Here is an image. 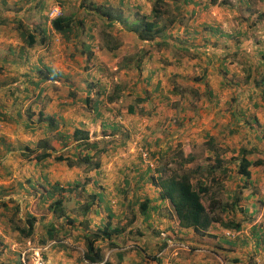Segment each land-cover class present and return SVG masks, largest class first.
I'll use <instances>...</instances> for the list:
<instances>
[{
  "label": "crops",
  "instance_id": "obj_1",
  "mask_svg": "<svg viewBox=\"0 0 264 264\" xmlns=\"http://www.w3.org/2000/svg\"><path fill=\"white\" fill-rule=\"evenodd\" d=\"M5 1L6 0H3L4 4H6ZM8 1L10 2L11 0ZM12 1L16 5L19 3L20 5L22 4V0ZM147 1L148 0H29L28 6H32V12L36 13H33L34 15L31 16L30 24L35 27V30L42 40L41 42L46 45H43L44 48L34 47L30 49L29 53L28 51L22 52L21 50H13L14 54H10V56L18 55L20 61H23L24 56L31 57V60L35 57L31 62V66H29V69L33 71L32 74L36 72L40 73V71L43 75H48L51 71L57 74L58 78L55 77L53 80L41 79L39 77L40 81L38 84L34 82L30 83V81L26 82L29 84V88L36 90L35 98L41 97L44 102L52 96L45 97L46 91L42 92L41 88H44V86L48 87L49 83L56 82L66 85L63 76L69 78L75 71L81 73V77L75 84L81 85L80 88H83L84 94L82 97L78 96V100L72 104L73 106H71V109H69L70 106H67L63 115H65L66 119L70 122L77 120L79 123H75L76 126H74V128L78 127L87 131L90 138H99L105 133L110 134L111 130H106L107 127L122 126V123H126V120L123 122L124 117L128 119L130 118L129 115H137L135 116V118H137L139 114H142L148 118L149 123H154L156 128L162 130V135L166 137V139H162L164 142L172 135L175 134L174 136H176L174 137V143H170L169 145L171 146H167V149L157 148L158 152L155 156L159 159L162 153H165L164 156L167 155V159H170V156H173L177 151L192 157L193 153L191 152V146L195 141L199 142L200 140H204V142H206L209 138H214L216 140L218 136L225 135L229 130H232L230 133L231 135H226V137L232 136L231 143L240 140L242 132L236 131L237 133H234L232 125L241 124L238 120L246 117L247 111L243 109L244 113L242 110V112L239 113L234 111L232 115L228 114V107L232 104L229 102L228 96L234 94V92L228 95V91H225L224 88H227V84H231V87H233L235 91H239V89L245 87L255 89L251 85V82H247L245 78V66L240 65L239 61V63H236L237 57L234 59L232 55L241 56L253 67L255 63L253 61L250 62V59H253V55L256 58L257 49L253 46L256 42L253 43L252 50H245L244 47L242 49L238 46H233V44L229 48L223 45L219 50H214L212 48L208 50L206 47L193 43L195 40H198L197 43H200L201 39L202 44L204 42L213 41L212 37L207 34L199 36L200 38L197 37L199 35L195 33L197 28L204 29L201 27V24L204 22L208 23L206 19L197 18L194 25L200 27L184 28V26L180 24L181 22L174 24L173 26H176L175 31L169 32L167 30L161 37L152 41L156 42L155 46L159 47L161 45L162 48L148 51L140 50L141 53L139 57H137L132 64L128 65L126 57L130 58L129 56H125L124 59L120 58L121 55L123 56L125 53V50L123 51V46L127 41L123 43L116 37L119 42L118 48L108 50L104 47V39H102L101 35L93 31L94 26H89L85 21L82 24L85 29L81 26L75 30V33L70 35V39L66 40L63 34L56 32L53 28L51 29L46 21L47 8L54 3L62 5L64 14V9L69 8L71 5L77 8L81 6L83 9H88L92 3L100 4L104 7H108L104 4L113 6L112 3H115V7L117 6L116 4H119L121 8L129 6L135 10H139L145 7ZM69 3H71V5ZM205 5V2L200 4L202 7ZM190 7L197 8V10L192 9L191 14L193 15L199 10V6L196 7L191 5ZM20 11H23V8ZM25 11H27V8ZM146 13H148V11H146ZM14 14L15 13H13V15ZM0 16L11 15L9 10L7 11L5 9L0 10ZM5 21L6 20L0 22L1 36L4 35L3 27L5 26ZM38 24L40 25L36 27ZM90 27L92 28L90 29ZM124 34L136 35L130 30H125ZM235 34L238 38L239 35L237 32H235ZM176 41L179 43L176 44ZM189 41H192V43L189 44ZM248 41L247 39H243V42L240 44L245 43L248 45ZM78 42L81 43V45ZM143 42L148 43L146 40H143ZM240 44L237 43L236 45ZM144 45L145 47L147 46V44ZM171 46H173V48H171ZM247 52H249V54ZM4 56L7 55L4 54ZM23 71L25 72V70ZM111 71L114 75V80L118 83H120V80H123V82L125 80L126 86H123L121 83L123 87L115 86L117 83L113 81ZM34 79L37 80V78ZM20 82L21 77L19 84ZM27 84H23V87L27 88ZM174 84L195 88L200 96L194 94L190 97L187 94L181 96L178 93H170ZM139 88H144V91L140 92ZM222 89V93L219 94L218 92ZM97 90H101L105 94V96H102V102L98 105L102 115L100 118H96L90 113V110H86L84 108L86 105L82 102V99L88 92L93 96ZM52 93L53 92H51L50 95H52ZM108 95L114 97L118 96V98L113 101H108ZM127 96L142 98L140 106L142 107L143 113H129V107L133 106V101L129 102L126 107L122 104ZM174 100H181V103L174 104ZM60 101L63 102L66 100L63 98L59 100L52 99V102L56 104ZM67 101L72 103L73 99L68 97ZM198 102V107L200 109L198 113H195V109L192 107L193 104ZM104 106H108V108H102ZM212 108L214 110H212ZM181 110L184 111L186 115H183L180 118V123L175 125L176 120L179 119ZM55 114L59 115L58 113ZM256 114L258 121L264 123L260 114L258 112ZM224 116H227V120ZM103 117H105L106 120L110 118V121H104ZM142 120L144 121L146 119ZM229 120L230 122H228ZM181 123H185V125L183 126ZM185 127H188L185 134L180 135L181 133L177 131L179 128ZM262 128H264L263 124ZM112 131L115 133L114 130ZM213 131L216 132L214 133ZM233 138L236 140L233 141ZM242 139L240 140L239 147L245 146L244 142L250 143L248 145H253L249 139ZM222 141H224V144L228 142L227 139ZM186 143L187 146H189L187 148ZM205 144L207 147H210V144ZM121 148L122 147H116L114 149L115 151L112 150L108 154H104L101 157L100 168L94 172L87 173V175L93 176L90 183L91 191L89 193L94 195L95 201L91 208L92 213L96 216L95 219H98L97 223H95L94 220L95 224L93 228L96 229L104 224L110 214L112 216V223L115 224L119 219L126 222L124 225H121V223L119 225L124 229L120 234L122 236L126 234L131 235L134 231L133 225L137 226V236L140 237V242L138 241L135 246L131 245L129 248H112V251L109 250L106 252L105 259L115 264L117 261L116 252L121 251L124 253V258L119 264H225L228 261L230 264H255V262L261 264L262 260H264V256L262 258L261 255V249L264 248L262 236L264 229H262L259 224H249L246 226L242 224L240 226L242 227V233L233 239L222 236L223 233L228 234V232L231 231L226 230V228L222 227L218 222H213L209 226L207 232L202 234L197 233L191 227L181 226L178 223V219L170 202L161 196L160 188L152 183L151 178V181H148L147 174L150 173L149 170L151 169L144 167L141 163L138 164L139 161L135 156H131L130 160L127 158L119 161L118 155L127 156L129 153H124ZM150 149L152 150V148ZM154 151L155 150H152V153H154ZM171 151L174 152L168 156V153ZM252 168H254V170H259L257 166L250 167V169ZM169 171L170 170H166V172ZM125 172L131 173V177H125ZM120 175L122 176L120 177ZM246 180L249 186L252 185L256 189L257 187L255 185L260 186L263 184V182L260 181V177L254 176L253 173L251 177ZM243 181L245 182V179ZM129 183L131 185L129 188L130 192L126 191ZM216 183L222 184L223 182L217 181ZM227 195L233 196L234 193H227ZM242 200L244 201L242 205L244 206L245 204L243 208L245 211L249 210L251 212L249 215H252L257 212L256 201L262 204L264 194L261 192L258 194L257 191H253V193L248 194L247 197L242 196ZM124 221H122V223ZM248 228L249 231H247ZM77 230L82 233V241L80 244L71 250L65 248L63 244L56 245L61 247L60 250L62 251L60 254L64 256V258L62 257L60 259L62 260L61 264L86 263L83 258V249L85 246L83 233L86 231L84 229L81 230V227H77ZM114 237L116 236H113L111 239L113 242ZM171 241L181 243L183 246L180 247L179 244H172L170 247L169 242ZM157 243L158 249L154 251L156 252L155 258L148 260L146 254L149 252V249H154ZM177 245H179V247H177ZM76 249H80L82 255L79 256L78 254V257L72 260L74 256L73 252H77ZM220 253L227 257L228 261L222 260L219 256ZM47 255L48 257H52L53 252L50 251ZM251 257L254 258V261L248 259ZM55 258L58 257L56 256ZM55 263L57 262H54V264Z\"/></svg>",
  "mask_w": 264,
  "mask_h": 264
},
{
  "label": "rangeland",
  "instance_id": "obj_2",
  "mask_svg": "<svg viewBox=\"0 0 264 264\" xmlns=\"http://www.w3.org/2000/svg\"><path fill=\"white\" fill-rule=\"evenodd\" d=\"M28 1L29 0H22L21 5L20 3L16 5L12 0L10 2L6 0V5L3 3V0H0V10H9L11 15L7 17L2 16L6 21L5 26L3 27L4 35H0V202H7L11 206H13L14 201L18 202V215L21 218H24L26 214H33L36 216L37 221L33 237L29 239L24 238L20 241L16 238L17 234L12 233L5 224V217L0 215V264H14L17 259H19L23 264H54V262H57L55 264H61L62 260L60 259L62 257L64 258V256L60 254L62 251L60 250L61 247L56 245L63 244L65 248H69V250H71L82 241V233L78 232L77 227H81V230L84 229L85 231H89V229L95 230L93 227L94 224L97 223L98 219H95L96 216L92 213V208H90L86 214L84 213L86 217L81 213V207L84 206L85 201L89 199L86 193L91 191L90 183L93 176L89 174L87 175V172H84L81 169L70 168L65 163H52L50 161L43 164L36 163L34 160H27L25 154L26 147H34L35 142L44 137L49 139V143L54 146L56 151L68 152L64 149V144H67V146L72 144L73 141L71 140L70 135L74 126H76L79 122L77 120L70 122L63 114L65 113L66 107L70 106L69 109H71L75 100H78V96L82 97L84 93L83 88H80L81 85L75 84V82L81 77V73L78 71L73 72L72 76L69 78L63 76L65 78L66 85L64 83L61 84L56 82L49 83L48 87L44 86V88H41L42 92L46 91L45 97L52 96L50 99H47L46 102L42 101L43 98L41 97L35 98L36 90L28 87L29 84L26 82L30 81V83L34 82L35 84H38L40 81L39 73L36 72L32 74L33 71L29 69L31 62L35 59V57L31 60V57L29 58L24 56L23 61H20L18 55L10 56V54H14L13 50H21L22 52L28 51L29 53L30 49L34 47L44 48L43 45H46L39 41V34L35 30V27L30 24L31 16H33V13L35 12H32V6H28ZM174 1L177 3L181 2V0ZM204 2L209 3V0H191L183 5L181 7L182 16L180 24L183 25L184 28H197L200 26L194 25V22L197 18H202L206 19L208 21L207 24L211 27H218L223 34L213 33V30L211 29L197 28V31L195 32L199 34L197 37L207 34L212 37L213 41L204 42L202 44L201 39L200 43H197L198 40H195L193 43L206 47L208 50L211 48L219 50V48L221 49L223 45H226V47L229 48L232 44L233 46H238L242 49L244 47L245 50H252V45L256 42L253 45L257 49H255L257 51L256 58L253 55V59L251 58L250 62L253 61L255 65L264 64V0H218L216 5H209L208 8L200 6V4H203ZM175 3L169 0L170 5L168 7L170 8L172 15H176L178 10L174 7ZM69 4L71 5V3ZM104 5L109 6L106 4ZM112 5L115 7V3H112ZM116 5V7H118L117 10L121 11L123 15L122 17H128V21L131 22L138 19L137 11L142 14H148L146 11L149 12L152 2L151 0H148L145 7L139 10H135L129 6L121 8L119 4ZM191 5L196 7L199 6L198 12L194 15L191 14V11L192 9L197 10V8H192L190 7ZM22 8L23 11H20ZM26 8L27 11H25ZM13 13L15 14L13 15ZM64 14H73L76 18L84 17L85 22L89 24V26H91L93 21L95 24L93 31L96 34H100V31H102V33L106 32L108 29L105 25V20L101 18V14L99 16L97 11H89L81 8V6L77 8L76 6L71 5L69 8L64 9ZM19 19H22L23 27H16ZM1 21L2 20L0 19V22ZM162 21L165 20L163 19ZM113 22L114 23L111 24L113 28H111L110 31L112 36L119 38L123 43L127 41V43L123 46V51L125 50V53L123 56L121 55L120 58L124 59L125 56H129L130 58L126 57L128 65L132 64L134 60L139 57L141 53L140 50L148 51L162 48L161 45H158L159 47L155 46L156 42H152L154 40H146L148 43H144L136 33L135 34L137 36L124 34L126 30L124 24L118 21ZM175 29L176 26H172L167 30L171 32L175 31ZM21 31H23L24 34H27L26 32L29 31L34 32L37 41L32 47L25 44L23 38L21 37ZM235 32L239 35L238 38L236 37ZM243 39L249 40V44H240L243 42ZM175 43L178 44L179 42L176 41ZM188 43L191 44L192 41H189ZM237 43L240 45H236ZM79 44L81 45V43ZM144 44H147V46L145 47ZM171 48H173V46H171ZM247 53L249 54V52ZM4 54L7 56H4ZM232 57L234 59L237 57L236 63L240 62V65H244L245 67L248 65L245 59L241 56L232 55ZM23 70H25V72ZM258 71H260L261 76L263 73V66H261ZM113 76L114 75L112 74V78ZM20 77L21 82L19 84ZM34 78H37L38 81ZM113 81L117 83L115 86H126L125 80L124 82L123 80H120V83L123 86L114 80V78ZM23 84H27V88H24ZM227 85V88H224V90L228 91V95L234 92L232 95H227L229 102L232 103L228 107V114L232 115L234 111L239 113L242 112L243 109L247 111V116L238 120L241 124L232 125V129L234 130V133H237L236 131L242 132V135H240L241 139H249V141L253 143V145H248L250 143L244 142L246 147L254 149V151L248 155V158H251L252 160L259 158L262 161V164L257 166L259 170L255 169V171L254 168L250 169L251 175L253 173L254 176H259L260 181L263 182L260 186L255 185L258 190L252 185L249 186L247 180L237 172L239 157L236 152L240 148L239 144L241 139L234 141L236 139L233 138L234 142L231 143L232 136L226 137V135H231L230 133L232 130H229L223 136H218L216 140L214 139L213 142H215L216 146L210 145L211 149L206 146L204 140H200L199 142L195 141L191 146L193 156L186 162H181L183 165L180 166L178 164V159L176 158V153L173 156H170V159H167V155L164 156L165 153L161 154L160 159L155 156L158 152L157 148L160 147L161 149H167V146H171L169 145L170 143H174V137H176L174 136L175 134L164 142L163 140L166 139V137L162 135V130L160 128H156L154 123H149L147 117L142 114H139L137 118H135L137 115H129L130 118L127 119L124 117L123 119V122L126 120V123L121 124L123 131L128 133V137L125 138L126 140L125 143H123L124 145L121 144L118 147H122V151H124V149L127 150L130 146L132 147L127 156L118 155V160L120 161L127 158L130 160L131 156H135V158L139 161L138 164L141 163L144 167L151 169L149 170L150 173L147 174L148 181H151V176L156 175L155 169L157 167L160 168L159 166H165L168 170L175 169V171H183L186 169L195 170L197 168V173L193 175V182H196V178L198 177L206 178L208 184L212 187L210 189V193L206 197H203V202L207 207L211 205L215 214L219 215L225 221L233 220L234 222H238L240 226L242 224H244V226L249 224H259V226L264 229V200L262 204L259 201H256L257 212L252 215H249L251 213L249 210L245 211L243 208L245 204L244 206L242 205L244 202L242 200V196L247 197L248 194H251L249 193L251 190L257 191L258 194L259 192L264 194V131H262L264 130V128H262V124L264 125V123L258 121L256 114L258 112L264 120V92L263 96H261L258 92L261 88L264 90V82L262 84L260 83L259 85L261 87H256V89L245 87L239 89V91H235L233 87H231V84ZM69 91L74 93V97L68 95ZM143 91L144 88H141L140 92ZM222 91L223 89L218 93L221 94ZM51 92H53L52 95H50ZM68 97L75 98V100H73L72 103L69 101V103L67 101ZM60 98H63L66 101H60L58 104L52 102V99L59 100ZM131 101L135 102V97L127 96L123 100L122 104L126 107V105ZM173 103H181V100H174ZM198 104L199 102L193 104L192 108L195 109V113L199 112L200 108L198 107ZM84 108L86 109V106ZM102 108L107 109L108 106H104ZM38 110L42 111L47 116H56L55 120L58 124V129L56 131L48 130L46 122L37 121L39 117ZM212 110L214 109L212 108ZM55 113H58L59 115ZM183 115H186V113L181 110L179 119L176 120L175 125L180 123V118ZM103 119L104 121L106 120L105 117H103ZM142 119L146 120L143 121ZM225 119L227 120V116ZM230 120L228 122H230ZM108 121H110V118L106 120V122ZM181 125L184 126L185 123H181ZM187 129L188 127L179 128L177 132L182 135L185 134ZM31 130H34V132H31ZM213 132L215 133L216 131ZM66 137L68 138L66 139ZM226 139L228 142L227 144H224V141L222 140ZM134 142L136 143L130 145ZM187 147L189 146H187L186 143V148ZM139 148L146 149L148 152L147 157H145L146 160L141 156ZM150 148L155 150L154 153H152ZM172 152L174 151L168 153V156L169 154H172ZM184 156L186 155L183 153L181 161L184 160ZM172 157L176 159H173ZM148 160L152 161V166L148 165ZM218 160L220 162L219 165L216 164V161ZM210 166L214 167V171L211 175L208 173V167ZM223 168H225L224 172L221 171ZM169 172H166L165 175H168ZM121 176L122 175H120V177ZM124 176L130 178L131 173L125 172ZM244 179L245 182L243 181ZM217 181L223 183L217 185ZM54 182L60 183L61 186L66 190L68 189V191H62L63 194L56 192L52 198L45 197L44 194L47 193V190L51 188V185ZM74 183H77V185L75 186ZM70 184H72L71 187H69ZM130 187L131 185L129 183L126 191L130 192ZM232 192L234 193L233 196L227 195V193L231 194ZM61 196L62 198H68L66 200V205L69 209V215L75 217L78 215L73 223H68L66 218L55 219L49 210L48 204L55 198ZM235 196H237L239 200L238 202H235L236 204L233 206L232 202H234ZM83 217H85V220H83ZM50 221L55 222L56 226H58V233L62 239L60 241L48 240L42 244L41 240L46 237L45 230ZM122 221L124 220L119 219L118 222L113 224H126L125 221L123 223ZM133 229L134 231L131 235L126 234L114 237V242L118 244L119 248H129L131 245L135 246L138 241L140 242V237L137 236V226L133 225ZM239 230L241 231L239 233L238 231H232V233L230 232L228 234L223 233L222 236L233 239L242 233V227H239ZM247 231H249V228ZM197 233L202 234L200 232ZM262 236L264 245V232ZM98 244L102 247L105 254L109 250L112 251V248H110L105 241H98ZM169 244L170 247L172 244H179L180 247L183 246V244L173 241L169 242ZM179 245H177V247H179ZM157 247L158 243L154 249H149V252L146 254V258L148 260L155 258L156 252L154 251H157ZM50 251L53 252V258L50 256L48 257L47 255ZM76 251L77 252H73L74 256L72 260L77 258L78 254L79 256L82 255V251L80 249H76ZM261 252L263 258L264 248L261 249ZM56 256L58 258H55ZM219 256L222 260L228 261L227 257L223 254L220 253ZM248 259L250 261H254V258L252 257ZM85 262V264H89L87 261ZM225 264H230V262L228 261ZM255 264L257 263L255 262ZM261 264H264V260H262Z\"/></svg>",
  "mask_w": 264,
  "mask_h": 264
},
{
  "label": "trees",
  "instance_id": "obj_3",
  "mask_svg": "<svg viewBox=\"0 0 264 264\" xmlns=\"http://www.w3.org/2000/svg\"><path fill=\"white\" fill-rule=\"evenodd\" d=\"M190 1L191 0H181V2L177 3L176 1L171 0V2H176L174 4V7L175 9H178L176 15H172L170 8L168 7L170 5L169 0H151L152 5L148 14H142L137 11L138 19L131 22L128 21V17H122L123 15L121 11L117 10L118 7H104L103 5H95L94 3H92L90 7L85 10L94 12L97 11L99 16L101 14V18L105 20V25L108 27L106 32L102 33V31H100V35L102 39H104V47H106L108 50H114L118 48L119 42L116 40L117 38L112 36V34L110 33L111 28H113L111 26V24L114 23L113 21H118L124 24L126 30H130L138 34V37L142 40H155L161 37L168 28L180 22L182 16L181 7ZM217 1L218 0H209V3L205 2L206 5L204 6V8H208L209 5H216ZM0 19L2 21L4 20L2 16H0ZM163 19L165 21H162ZM84 21V17L76 18L73 14H63L61 17L52 20V28L56 32L63 34L65 39L68 40L70 39V35L75 33V30L80 28ZM39 25L40 24L36 25V27H38ZM201 25V27L204 29L213 30V33L223 34V32L218 27H211L206 22ZM91 26H95L93 21L91 23ZM16 27H23L22 19L18 20ZM26 33L27 34H24L23 31H21V37L23 38L27 46L32 47L37 41L34 32L29 31ZM39 41H42L41 38ZM261 66H263V73L260 76V71L258 70ZM244 74L247 82H251V85L256 89V87L260 86V83L262 84L264 82V64H256L253 67L251 66V64H248L244 68ZM39 77L41 79L53 80L55 79V77H57V74L51 71L50 74L43 75V73H41L40 71ZM258 92L261 94V96H263L264 90L262 88ZM170 93H178L181 96L187 94L190 97H192L194 94L200 96L195 88L180 86L177 84L173 85V89L170 90ZM68 95L74 97V93H72V91H69ZM102 96H105L104 92L101 90H97L93 96L90 94V92H88L87 95L82 99V102L86 105V110H90V113L93 114L96 118L101 117L98 105L103 100ZM116 98H118V96L114 97L108 95L107 100L113 101ZM72 99L75 100V98ZM140 101H142L141 97L135 98V102L132 103L133 106L129 107V113H143L142 107L140 106ZM38 114L39 117L37 121L46 122L48 130L56 131L58 129V124L55 120L56 116H47L42 111H39ZM120 127L108 126L106 130H111L110 132L112 134L105 133L102 137L99 138H90L87 131L75 127L70 135V138L73 141L72 144L68 146L67 144H64L65 149L68 152L56 151L54 146L49 143V139L47 137H44L38 139L35 142L34 147H26L25 156L27 160H34L36 163L43 164L48 161L52 163H65L70 168H78L87 173L94 172L100 168L101 157L104 154H108L119 145L125 143V138L128 137V133H126V131H123V129ZM112 130H114L115 133H113ZM31 132H34V130H31ZM67 138L68 137H66V139ZM213 141L214 138H209L205 143L216 145ZM253 151L254 149L252 148L241 146L237 153V156L239 157L237 172L238 174H241L245 179H249L251 176L250 167L262 164V161L259 158L253 160L251 158H248V155ZM182 155L183 152H176V158L178 159V164L180 166L183 165L181 164V162L183 163L190 159V156L186 155L184 156V160L181 161V159L183 158ZM216 164H220L219 160L216 161ZM159 167L160 168L157 167L155 169L156 175L151 176L152 183L156 187L160 188L161 196L170 202L178 219V223L181 226L191 227L194 229V231L200 233L207 232L209 226L213 222H218L222 225V227L228 229H238L240 227V224L238 222H234L233 220L225 221L219 215L215 214L211 205L207 207L204 204L203 197H206L209 194L212 187L208 184L207 180H205L206 178L203 179L198 177L196 178V182H193V175L197 173V169H186L183 171H175V169H170L169 174L165 175V170H168V168L165 166ZM213 171L214 167H208L209 175H211ZM221 171L224 172L225 168L221 169ZM71 185L72 184H70L69 187H71ZM76 185L77 183L75 184V186ZM65 190L66 189L63 188L60 183L54 182L51 185V188L48 189L47 193H45L44 195L45 197L52 198L56 192L60 194ZM67 191L68 189L66 190V192ZM249 193L252 194L253 191L251 190ZM86 194L89 199H87L84 203V206L81 207L82 214H86L95 201L93 194ZM67 199L68 198L66 197L62 198V196L57 197L48 204V207L55 219L66 218V221L68 223H73L78 215L76 217L69 215V209L66 205ZM238 200L239 198L235 196L232 205L234 206L236 204L235 202H238ZM0 209V215L2 217H5V224L12 233L17 234L16 238L18 240L22 241V239L24 238L29 239L33 237L35 224L37 221L36 216H34L33 214H26L24 218H21L18 215L19 204L15 201L13 206L4 201L0 202ZM85 217H83V220H85ZM111 220L112 216L109 214L108 219L106 222H104V224L97 227L95 230L89 229V231L83 233L85 244V248L83 250V258L89 264H112L108 259H105V253L103 252L102 247L98 244V241H105L110 248L119 247L118 244L113 242L111 239L113 236L120 235L124 231V229L122 228V226L113 225ZM58 232V226H56L55 222L50 221L45 230L46 237L41 240V243L43 244L48 240L60 241L62 238L60 237ZM129 232L131 233L130 230ZM116 258L117 261L115 264H119L124 258V253L121 251L116 252ZM14 264L23 263L19 259H17Z\"/></svg>",
  "mask_w": 264,
  "mask_h": 264
},
{
  "label": "built area",
  "instance_id": "obj_4",
  "mask_svg": "<svg viewBox=\"0 0 264 264\" xmlns=\"http://www.w3.org/2000/svg\"><path fill=\"white\" fill-rule=\"evenodd\" d=\"M63 15V9H62V6L57 4V3H54L52 5H50L48 8H47V11H46V21H47V24L48 26L52 29V20L56 19V18H59ZM136 142L130 144V145H133L135 144ZM132 146H130V148H128L127 150L124 149V153H128L130 152V149H131ZM139 151L141 152V156L145 159V157H147L148 155V152L146 151V149H142V148H139ZM146 160V159H145ZM148 165L149 166H152V161L151 160H148Z\"/></svg>",
  "mask_w": 264,
  "mask_h": 264
},
{
  "label": "clouds",
  "instance_id": "obj_5",
  "mask_svg": "<svg viewBox=\"0 0 264 264\" xmlns=\"http://www.w3.org/2000/svg\"><path fill=\"white\" fill-rule=\"evenodd\" d=\"M226 230H228V231L231 230V233H232V231H238V233L241 232V231L239 230V228H238V229H235V228H234V229H228V228H226ZM228 233H230V232H228Z\"/></svg>",
  "mask_w": 264,
  "mask_h": 264
}]
</instances>
